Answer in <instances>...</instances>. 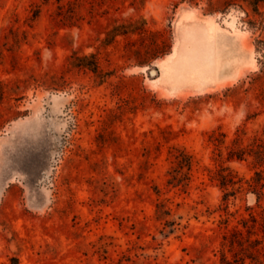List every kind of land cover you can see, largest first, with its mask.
<instances>
[{
	"label": "rangeland",
	"instance_id": "rangeland-1",
	"mask_svg": "<svg viewBox=\"0 0 264 264\" xmlns=\"http://www.w3.org/2000/svg\"><path fill=\"white\" fill-rule=\"evenodd\" d=\"M263 17L249 0H0V264H259L230 244L256 196L225 199L210 135L264 125ZM171 147L193 156L188 185L167 182Z\"/></svg>",
	"mask_w": 264,
	"mask_h": 264
},
{
	"label": "trees",
	"instance_id": "trees-1",
	"mask_svg": "<svg viewBox=\"0 0 264 264\" xmlns=\"http://www.w3.org/2000/svg\"><path fill=\"white\" fill-rule=\"evenodd\" d=\"M249 4L254 13L263 16L264 0H249ZM263 20L254 22L255 24L260 23L262 30L264 29ZM121 29L127 33L125 30L128 29V26L119 24L111 30L109 35L122 31ZM72 58H74L72 63L75 66L87 67L95 73H101L100 65L93 55L82 57H74L73 55ZM262 69L264 72V62ZM225 137L226 134L219 130H214L210 135V141L215 145V151H217V158L215 159L220 162L218 167L210 170L211 179L223 188L225 199L246 190L247 193L256 196L257 207L260 208V211L256 212L254 207H250V210H253L250 213L251 219L244 217L241 219L243 228L248 233L247 239L244 237V230L235 227V238L230 240V244L232 247L238 244L243 249L248 250L247 257L251 258L252 261L264 264L262 260L264 258V125L251 137H247V132L243 128H239L230 144L226 143ZM223 147L227 150L226 159L223 157ZM170 154L174 157L176 165L169 172L171 177L167 181L168 184L173 186L188 185L192 177L194 162L192 154L185 148L177 147H171ZM233 161L248 162L254 171L253 175L249 179L240 177L235 169L230 165H225L226 162ZM17 261V258H13V264H17ZM223 261L225 264L232 263V260L226 255L223 256ZM244 264L246 263L244 262Z\"/></svg>",
	"mask_w": 264,
	"mask_h": 264
},
{
	"label": "bare ground",
	"instance_id": "bare-ground-1",
	"mask_svg": "<svg viewBox=\"0 0 264 264\" xmlns=\"http://www.w3.org/2000/svg\"><path fill=\"white\" fill-rule=\"evenodd\" d=\"M206 17H208V16H206ZM210 17H211V16H210ZM212 17H213V16H212ZM212 17H211V18H212ZM208 23H209V22H208ZM210 23H212V22L210 21ZM208 25H209V24H208ZM208 25H207V27H208ZM209 26H210V25H209ZM215 27H216V26H214L213 24H211V29H212V30H215ZM206 30H207V29H206ZM207 31H208V30H207ZM212 33H213V32H211V35H212ZM209 34H210V32H209ZM174 53H175V52L169 54L167 57H171V56L175 55ZM173 57H175V56H173ZM168 59H169V58H168ZM166 60H167V59H166Z\"/></svg>",
	"mask_w": 264,
	"mask_h": 264
}]
</instances>
